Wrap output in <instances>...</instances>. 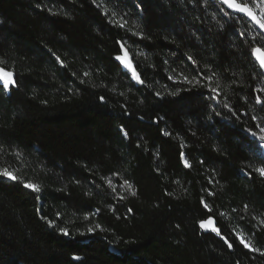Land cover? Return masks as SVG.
Here are the masks:
<instances>
[{
  "label": "trees",
  "instance_id": "16d2710c",
  "mask_svg": "<svg viewBox=\"0 0 264 264\" xmlns=\"http://www.w3.org/2000/svg\"><path fill=\"white\" fill-rule=\"evenodd\" d=\"M256 30L191 0H0L15 81L0 87V172L17 177L0 176V264H264Z\"/></svg>",
  "mask_w": 264,
  "mask_h": 264
},
{
  "label": "snow or ice",
  "instance_id": "6c2138e0",
  "mask_svg": "<svg viewBox=\"0 0 264 264\" xmlns=\"http://www.w3.org/2000/svg\"><path fill=\"white\" fill-rule=\"evenodd\" d=\"M179 2L181 4H183L184 0H179ZM191 2L197 6L200 3H204V5L206 7L207 6H214L216 9V13L220 16L221 20H224L225 22L230 23L232 25L237 24L239 21H245V23L254 22L255 25L259 26V28H258V30H256V36L253 37V41H256V37L258 36L260 38V40L258 42L260 44L264 45V10H261L259 15L255 11H253V6L255 5L256 0H250V2H248V0H246V2H244V3H238L237 0H191ZM250 3L253 6H250ZM261 3H264V0H261ZM237 13H239L241 15L237 16L236 15ZM217 24L221 29H223V27H224L223 23H220V21L218 20ZM119 26L123 27L124 25L121 24ZM241 34H243V33H241ZM121 48H123L122 44H121ZM248 55L250 57H254L255 60L259 62V68L260 69H264V54L261 53L260 47H255V46L250 47ZM186 58L188 61H191L193 64L196 63V61L193 60V57L191 55L187 56ZM55 59L57 61H59L61 64H63V61H60V58L58 56L55 57ZM115 59L118 62H120V61L123 62V67L125 68V70L131 69L130 76H131L132 80L138 82L141 85L144 84V80L141 79V77L137 73L136 69L133 67L131 62L128 60L127 53H125L124 57L117 56ZM87 74L88 73H85V75H87ZM126 74H127V72H126ZM259 75L261 77H264V71H261L259 73ZM168 78L172 79L171 76ZM0 79H2V81H3L2 85H0V87H8L9 85L15 84V81L12 79V74L10 72H5L4 69H2V68H0ZM203 79L205 81H207L210 79V77L204 76ZM184 81H186L189 84L192 83V80H189L187 76L184 77ZM196 83L200 84V81L196 80ZM201 86L202 87H208L206 83L204 85H201ZM216 92H217L216 88H209V93H216ZM173 94H175V93H173ZM157 95H159V93H157ZM209 98L215 99V97H213V96H210ZM100 99H101V101H103L104 97L101 96ZM256 101L258 104L261 103L259 97L256 98ZM216 105L218 107H221V109L229 107L227 104H223L219 100L216 101ZM229 111H231V109H229ZM261 111H264V107L261 108ZM216 115L219 116L220 112H216ZM252 119L255 120V119H257V117L252 116ZM122 131H123V129H122ZM248 132L251 134L253 144H254L255 148L257 149L258 154H260L262 157H264V135H259L257 137V133L252 132L251 129H248ZM260 132L264 133V128H261ZM124 136L127 137V132H124ZM18 155L19 154L17 153V156ZM181 155H183V154H181ZM184 163H185V165H187L188 161L185 160ZM201 163H203V161H201ZM255 170L258 171L261 176H264V167H259V168H256ZM0 176L7 178V179H10V180H16L17 179V177L15 175H13V173L11 171H8L7 169L0 172ZM109 184L111 185V181H109ZM124 184L127 185L129 190H131L133 188V186L131 184H129L127 180L124 181ZM24 187L31 189L35 192L40 191V188L36 184H33V183H26V184H24ZM113 191H115V188H113ZM131 194L136 195L135 191H132ZM209 195H211V193H209ZM121 199H123V197H121ZM204 207L206 209L209 208L208 204H206V203L204 204ZM245 209H247V205H245ZM128 211L131 212L132 209H128ZM209 211H211V209H209ZM48 223L51 225L52 221H48ZM208 223L209 224L211 223V219H209ZM262 223H264V221H262ZM200 227L206 228V227H208V225L205 224L204 222H201ZM60 231L63 232L65 235H67V231L65 229H60ZM211 231L215 232L217 235L220 234L218 228L213 227L211 229ZM225 242H227V241L225 240ZM240 243H242L245 248H250L251 251L260 252L259 248L251 247V245L249 243H247L242 236L240 237ZM228 247L231 248L232 245L229 243ZM261 255H264V252H261Z\"/></svg>",
  "mask_w": 264,
  "mask_h": 264
},
{
  "label": "water",
  "instance_id": "95a60500",
  "mask_svg": "<svg viewBox=\"0 0 264 264\" xmlns=\"http://www.w3.org/2000/svg\"><path fill=\"white\" fill-rule=\"evenodd\" d=\"M238 2V1H237ZM239 3V2H238ZM253 11H255V10H253ZM256 12V11H255ZM257 13V12H256ZM258 14V13H257ZM236 15H241V14H239V13H237ZM259 15V14H258ZM252 25H254L257 29L259 28V26L258 25H255L254 24V22H252L251 23ZM261 48V47H260ZM261 53L262 54H264V49L263 48H261ZM125 55H123V56H120V57H124ZM128 58V57H127ZM255 59V58H254ZM128 60L131 62V60L128 58ZM256 61V60H255ZM120 64H122V66H123V62L122 61H120L119 62ZM256 63L258 64V66H259V62L258 61H256ZM131 64H132V62H131ZM133 65V64H132ZM262 71H264V69H261ZM128 71L129 72H131V69H128Z\"/></svg>",
  "mask_w": 264,
  "mask_h": 264
},
{
  "label": "rangeland",
  "instance_id": "374dc122",
  "mask_svg": "<svg viewBox=\"0 0 264 264\" xmlns=\"http://www.w3.org/2000/svg\"><path fill=\"white\" fill-rule=\"evenodd\" d=\"M209 221H207V222H204L205 224H207L208 225V227H206V228H204V229H212L213 227L215 228V226H214V222L211 220V223L209 224L208 223ZM247 242V241H246ZM248 243V242H247Z\"/></svg>",
  "mask_w": 264,
  "mask_h": 264
}]
</instances>
